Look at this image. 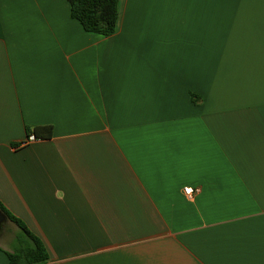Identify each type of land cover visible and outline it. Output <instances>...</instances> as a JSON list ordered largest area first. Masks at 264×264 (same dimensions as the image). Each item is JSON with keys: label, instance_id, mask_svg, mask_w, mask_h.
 <instances>
[{"label": "crops", "instance_id": "obj_1", "mask_svg": "<svg viewBox=\"0 0 264 264\" xmlns=\"http://www.w3.org/2000/svg\"><path fill=\"white\" fill-rule=\"evenodd\" d=\"M119 12L0 0V201L50 264H264V0Z\"/></svg>", "mask_w": 264, "mask_h": 264}, {"label": "trees", "instance_id": "obj_2", "mask_svg": "<svg viewBox=\"0 0 264 264\" xmlns=\"http://www.w3.org/2000/svg\"><path fill=\"white\" fill-rule=\"evenodd\" d=\"M68 1L71 17L77 20L85 31L97 33L105 37L112 36L117 31L120 0ZM192 97L193 100H196L194 94H192ZM198 101L196 100V102ZM34 130L35 134H37V128ZM0 211L19 228V231L13 234L10 250H5L0 246V250L4 251L7 255L9 264H50L49 252L41 238L1 201Z\"/></svg>", "mask_w": 264, "mask_h": 264}, {"label": "rangeland", "instance_id": "obj_3", "mask_svg": "<svg viewBox=\"0 0 264 264\" xmlns=\"http://www.w3.org/2000/svg\"><path fill=\"white\" fill-rule=\"evenodd\" d=\"M17 231H19V228L15 226V224L11 223L9 220L5 221L0 232V240L5 238V241L11 245L13 241V234Z\"/></svg>", "mask_w": 264, "mask_h": 264}, {"label": "built area", "instance_id": "obj_4", "mask_svg": "<svg viewBox=\"0 0 264 264\" xmlns=\"http://www.w3.org/2000/svg\"><path fill=\"white\" fill-rule=\"evenodd\" d=\"M40 138L37 137L34 133H30L25 139H23L18 147H24L27 146L28 144H30L33 141L39 140ZM184 191L187 195H193L197 190L192 188V187H185Z\"/></svg>", "mask_w": 264, "mask_h": 264}, {"label": "water", "instance_id": "obj_5", "mask_svg": "<svg viewBox=\"0 0 264 264\" xmlns=\"http://www.w3.org/2000/svg\"><path fill=\"white\" fill-rule=\"evenodd\" d=\"M7 221V217L0 211V230L3 226V223Z\"/></svg>", "mask_w": 264, "mask_h": 264}]
</instances>
